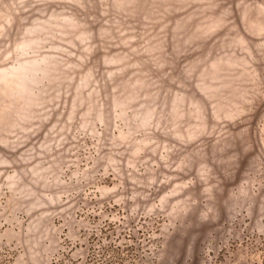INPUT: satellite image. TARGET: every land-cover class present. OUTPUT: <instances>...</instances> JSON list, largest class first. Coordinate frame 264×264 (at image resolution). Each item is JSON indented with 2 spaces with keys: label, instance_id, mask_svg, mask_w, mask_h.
<instances>
[{
  "label": "rangeland",
  "instance_id": "1",
  "mask_svg": "<svg viewBox=\"0 0 264 264\" xmlns=\"http://www.w3.org/2000/svg\"><path fill=\"white\" fill-rule=\"evenodd\" d=\"M0 264H264V0H0Z\"/></svg>",
  "mask_w": 264,
  "mask_h": 264
}]
</instances>
